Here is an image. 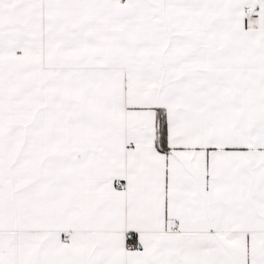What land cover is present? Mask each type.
Returning <instances> with one entry per match:
<instances>
[{
  "label": "snow or ice",
  "instance_id": "1",
  "mask_svg": "<svg viewBox=\"0 0 264 264\" xmlns=\"http://www.w3.org/2000/svg\"><path fill=\"white\" fill-rule=\"evenodd\" d=\"M0 264H264V0H0Z\"/></svg>",
  "mask_w": 264,
  "mask_h": 264
}]
</instances>
